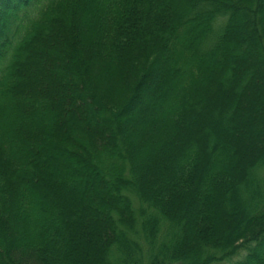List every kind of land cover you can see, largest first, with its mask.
<instances>
[{"label": "trees", "instance_id": "16d2710c", "mask_svg": "<svg viewBox=\"0 0 264 264\" xmlns=\"http://www.w3.org/2000/svg\"><path fill=\"white\" fill-rule=\"evenodd\" d=\"M240 19L251 21L264 55V0H0V264H264V146L251 164L234 167L239 157L230 142L213 137L208 155L206 138L205 154L195 141L181 161L172 142L185 139L182 115L200 106L183 105L188 93L206 84L209 64L223 67L229 50L237 51L231 31ZM42 33L56 41L66 36L63 56L77 65L82 90L95 94L101 123L113 127L125 125L127 103L110 105L97 92L111 96L108 84L124 82L135 89L129 101L157 67L167 68L175 79L159 108L169 128L141 124L119 142L98 131L92 140L80 136L79 145L60 146L46 98L9 103L19 92L20 58ZM142 59L148 68L137 67ZM58 145L66 166L57 179L65 191L41 196L28 165ZM88 187L97 195L85 197ZM89 217L95 239L86 245L74 230Z\"/></svg>", "mask_w": 264, "mask_h": 264}, {"label": "rangeland", "instance_id": "374dc122", "mask_svg": "<svg viewBox=\"0 0 264 264\" xmlns=\"http://www.w3.org/2000/svg\"><path fill=\"white\" fill-rule=\"evenodd\" d=\"M242 21L243 20L240 19V21L237 22L239 28L237 27L238 30L236 32L233 33L231 31L232 42L240 41V45L250 42L247 48L243 49V51L240 50L241 52L238 54L237 51L240 45L238 46L237 43V51H234V48L229 50L228 59L223 67L218 66V64H213L212 66L209 64L207 71L210 69V73L209 76L206 77L209 78L206 80V84H204L202 88L196 87L191 90L188 94L192 95V97H187L188 100H185V102L183 101V105L200 106L194 109V113H191L192 111L190 110L191 112L189 111L188 116H186L187 111L182 115L183 122H181L179 126L183 129L186 126L187 129H185L186 132L182 131L184 133H181L182 137L185 136L183 142H181L179 138H177L178 140L174 139L172 141L175 145V149L177 148L179 149L178 151H182V153L178 151V153H176V158L178 156L179 161L183 159V155L189 156L192 150L189 148L192 145L197 146L195 141L202 143L205 138L208 142L207 154L209 155V152L212 153L214 147L211 149L210 146L212 145L211 141H213V137L217 144L224 141L234 145V154L236 157H239L238 160H233L234 167L243 162H246V165L248 162L251 164V160L262 155V147L264 146V55L261 52V48H259L260 38L258 33L252 29L253 27L250 24L251 21L249 22L250 25L247 20L245 22ZM1 24L0 20V27ZM38 38L39 39L34 41L32 45V51H27L29 56L20 58L21 60L18 66L19 92L15 95L17 97L16 100H11L9 103L10 105H16L15 103L21 105L23 101H25L23 97L26 95L30 100H40L42 97L46 98L50 103L49 105H52L51 108H54H50L51 111L49 112L56 117H54L55 121H57L55 134L56 141L60 146L63 144V146L66 147L70 142L73 145H79L75 139L80 138V136L86 138L90 137L91 139L98 131H101V133L107 131L108 134H110L109 136H111V138H116L118 142L119 138L121 139L123 137L127 141L128 135L131 139L132 133L135 134L141 131L143 128L141 124L146 128L148 126L154 127L159 124L160 128L163 122H165V119L167 120L168 113L165 114L166 116L162 119L161 115L164 114H162L163 111L159 108V105H162L161 102H164L166 99L163 97V93L167 92L169 94L170 87L175 79L174 76L167 72V68L157 67L153 74L143 83L137 95L133 99L130 98L129 101L128 97L131 91L135 89L124 82L114 83L112 87L108 84L106 88L108 91L110 90L109 93L113 92V95H111L112 97L108 94L97 92L99 90L96 91L98 96L102 95L109 98L111 100L110 105L112 102L117 104L127 103V105H125V112L123 113V116L126 117H123L126 121L125 125L113 127L111 126L113 123L109 121H106L104 124L101 123L102 117L100 118L97 116L99 108L97 106L95 107L93 103V99L96 98L95 94L88 95L90 91L85 92V90H82L80 86L81 83L77 78L79 77L77 65H72V61H69V59L63 56L65 54L69 55V53L65 51L66 48L64 49V47H67V45H64L66 36L56 41V39H51V34L45 35L42 33ZM58 44L63 46L61 47V45L59 46ZM231 45H233V43H231ZM233 47H235V44ZM144 56L145 53L140 54V58ZM139 61L140 62L136 64L138 68H143V66L146 65V68H148L147 60L142 59ZM83 68L87 69L88 67L83 65ZM91 71H94V69L92 68ZM134 72V76L136 77L137 75L136 83H139L140 76L138 73L136 74V70H134ZM231 73L233 74L234 80L227 79V75L230 76ZM100 85L104 87L105 83H100ZM94 87L98 88L99 86L95 85ZM179 92H181V90H178L177 94H183ZM99 101L100 103L98 102V105H103L101 104V100ZM36 102L37 101H34V105L37 104ZM174 104H178V102L174 101L173 105ZM178 110L179 109L176 110L175 114ZM8 113L9 111L6 110L4 115H8ZM225 119H227V121H225ZM38 120L39 117L36 118L35 122L37 123ZM168 123L165 122L166 129L169 128ZM40 127L41 126H39V128ZM29 132L31 134H36V129H29ZM172 133H174V131H172ZM172 133L169 135H172ZM44 134L41 138L45 137ZM35 138L37 139V137ZM125 143L124 141V144ZM202 145L203 143L199 144V150H201L200 152L202 154H205V149ZM56 147L57 148L52 152L45 151L40 155V160L37 163L35 162L32 167L28 165V169L31 172L29 177H31L32 182H36L35 185L37 186L35 190L40 193L41 196L45 190H48L49 194H55L57 190L58 193H60V191L64 190L62 189V185H59L57 175H59V170L64 167L66 158L59 154V152L61 153V147L59 148V145ZM202 156L204 158V155ZM243 168H246V166ZM233 173L235 174V169ZM47 175L51 178L45 179ZM253 175L259 180L263 178V174L258 169L255 170ZM1 180H3V178H0V183L3 182H1ZM75 184L76 183L73 185ZM101 187L103 186L100 185L98 188L96 187L95 192L101 190ZM79 191L80 190L76 192L78 193ZM69 194L70 192L67 191L61 194L63 195V201L67 200V196H70ZM90 194L91 197L97 195V193L93 192L92 187L85 189L84 196L87 197ZM75 198L77 199V197ZM79 204H77L78 208L75 209V213H77L78 216L81 210V205ZM84 205L85 204H82V208H84ZM72 210L74 211V209ZM83 219V221H77V228L74 230L75 235L79 236V242L85 240V243L89 241L86 245H91L90 243L94 242L93 239H95L90 233V225L93 220H91V217ZM81 247V245H78L76 250H80ZM83 257L85 258V256Z\"/></svg>", "mask_w": 264, "mask_h": 264}]
</instances>
